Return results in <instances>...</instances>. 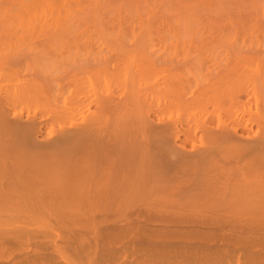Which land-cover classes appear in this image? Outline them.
<instances>
[{
  "label": "bare ground",
  "instance_id": "6f19581e",
  "mask_svg": "<svg viewBox=\"0 0 264 264\" xmlns=\"http://www.w3.org/2000/svg\"><path fill=\"white\" fill-rule=\"evenodd\" d=\"M220 183L264 194V0H0V264H235Z\"/></svg>",
  "mask_w": 264,
  "mask_h": 264
},
{
  "label": "rangeland",
  "instance_id": "374dc122",
  "mask_svg": "<svg viewBox=\"0 0 264 264\" xmlns=\"http://www.w3.org/2000/svg\"><path fill=\"white\" fill-rule=\"evenodd\" d=\"M220 184H221V186H220ZM219 184V189L221 188V191L217 194V191H219V190H216V193H210V192H207V193H204V195L202 194L201 195V198H202V200H203V197L202 196H204L205 197V195H206V197L205 198H207L205 201H206V203H205V201H203L206 205H207V207H208V204H209V201H210V198H211V200H212V206H214L215 207V209H217L218 208V206H219V209L221 208V206H222V208L221 209H225V208H223V207H227L228 205H227V203H226V201H228L229 200V197L227 198V196H229L230 195V193H231V195L233 196V200H232V197H231V200L233 201H228V203L229 204H231V202H232V204L230 205V206H228L227 208H229L230 207V210H231V212H235V207L234 206H236V203L235 202H237V208H241V207H243V205L245 206L243 209L246 211V208H247V206H246V203L248 202V200L251 198V200L253 199V201H251V200H249L250 202H254V200H255V202L258 200L257 198L258 197H264V194L261 192V191H257V192H255V191H252L251 189V191L253 192V194H252V192H250V191H244V192H247V193H243V192H241V190L240 189H235V188H233V189H235V190H240V191H238V192H236L235 190L233 191V189H231V188H222V187H224L225 185L223 184V183H220ZM223 191L225 192V194L227 193V195L226 196H224L225 198H223V197H221V195L223 194L224 195V193H223ZM174 192V193H173ZM240 192V193H239ZM258 192H260V193H262V194H260V193H258ZM264 192V191H263ZM162 193H164V192H162ZM161 193V194H162ZM170 193V192H169ZM169 193L167 192V194L168 195H165L166 194V192H165V194H163V195H165V196H169ZM177 192L175 191V190H173L172 191V194H170V195H172V197L170 196L169 198V200L170 201H178V199H180L178 202H180L181 201V199H182V201L180 202V203H178L181 207H183L184 209H185V211H189L190 209V211H194V212H197V210H201V211H206V210H208L209 211V209L205 206V205H202L201 203H203V202H201L202 200H198V199H201V198H199L200 197V194L201 193H199V195L198 194H193L194 195V197H192L193 195H190L189 196V198H187L188 197V194H187V196L185 195V194H180V193H177ZM209 193H210V195H209ZM221 193V194H220ZM232 193H235V194H232ZM247 194L245 197L247 198H245L244 197V195L242 196V194ZM256 193H258V194H256ZM157 194H159V192H157ZM157 194H154V197L155 198H157V199H159V200H161V201H164V199H160V198H163L164 196L163 195H160L159 197H158V195ZM214 194V195H213ZM215 194H217V197L219 196V197H221V198H217L216 197V195ZM248 194L250 195V196H248ZM157 195V196H156ZM176 196V197H174V196ZM177 195H180V196H177ZM181 195H183L182 197H181ZM185 195V196H184ZM198 197H197V196ZM214 196L215 198H217V200L214 198V197H211V196ZM222 195V196H223ZM234 195H236V196H234ZM241 198V196H242V198H241V200H243V201H241L240 200V198H238V196ZM258 197H257V196ZM261 195V196H260ZM161 196H163V197H161ZM195 196H196V198H195ZM178 197V198H177ZM181 197V198H180ZM191 197H192V199H191ZM235 197H237L236 198V200H238V201H236V200H234V198ZM249 197V198H248ZM256 197V198H255ZM262 197V198H263ZM165 199H167L166 197H164ZM177 198V199H176ZM193 198L194 199H196L195 201L197 202V201H199V203L197 202V204H199V205H197V204H195V202H194V200H193ZM208 198H209V201H207L208 200ZM222 198H223V200H222ZM227 198V200H225ZM245 198V199H244ZM184 199V200H183ZM187 199V201H188V203H186L185 202V200ZM189 199H191V200H189ZM257 199V200H256ZM260 199V198H259ZM169 200H165V201H169ZM219 200H222V202H220ZM240 200V201H239ZM247 200V202L245 203L244 201H246ZM185 202V203H184ZM189 202H193V204H192V206L190 205V203ZM207 202H208V204H207ZM241 202H244V203H241ZM250 202H248V205H249V203ZM259 202H261L260 200H259ZM203 203V204H204ZM225 203H226V205H225ZM234 203V204H233ZM178 204H177V206H176V208L177 209H179V206H178ZM182 204V205H181ZM195 204V205H194ZM201 204V205H200ZM211 204V203H210ZM210 204H209V208L211 209V206H210ZM214 204V205H213ZM234 205V206H233ZM254 205V206H253ZM257 205V203L256 204H252V206L253 207H255ZM190 207H192V208H190ZM217 207V208H216ZM233 207H234V211H232V209H233ZM251 207V204L248 206V208H247V211L246 212H249V211H253V208L251 209L250 208ZM257 208H258V205L256 206ZM254 208V209H256L255 211H253V213H247V214H245L244 213V211H243V209H241L242 210V213H241V211H239V210H237L238 212H240V214H239V217H240V219H248V218H256V219H258L259 217H264V213H261L260 211V208L259 209H257V208ZM182 208V209H183ZM190 208V209H189ZM226 208V209H227ZM249 208H250V210H249ZM184 209H183V211H184ZM213 209V208H212ZM211 209V210H212ZM226 209L224 210V211H226ZM174 210H176V209H174ZM227 210H229V209H227ZM258 211V212H257ZM207 212V211H206ZM205 212V213H206ZM217 212V211H216ZM229 212V211H228ZM260 219V218H259ZM229 232V231H228ZM236 232H238V233H240V237L241 238H239V239H237L236 241H234L233 242V247H235V248H232V251H234L233 249H235V251L234 252H232V255H233V258H234V260H233V262L236 264H261V258H263V256H264V226H260V227H255V228H253V229H242L241 231H236ZM230 233H234L233 231H230ZM12 242V241H11ZM11 242H8V244H7V246H6V244H5V248H8V250H10L9 248H10V246H15L14 245V243H11ZM13 244V245H12ZM9 246V247H8ZM13 248H14V250H13ZM16 247H12V249H11V253H12V255L13 254H15V253H17L16 252ZM230 250V249H229ZM15 252V253H14ZM231 255V256H232ZM11 255H9L7 258H9V260H10V258H12V257H10ZM245 256H248L249 258L247 259V258H243V257H245ZM239 257H241V258H239ZM6 258V259H7ZM232 258V259H233ZM239 258V259H238ZM5 259V260H6ZM236 261V262H235ZM213 262L212 261H207V262H205L204 263V261H201L200 262V264H212ZM263 264V263H262Z\"/></svg>",
  "mask_w": 264,
  "mask_h": 264
}]
</instances>
